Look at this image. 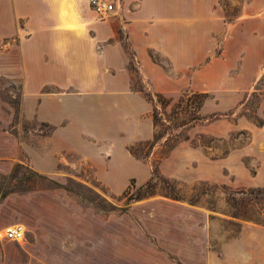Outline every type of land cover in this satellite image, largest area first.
<instances>
[{"label": "rangeland", "instance_id": "rangeland-1", "mask_svg": "<svg viewBox=\"0 0 264 264\" xmlns=\"http://www.w3.org/2000/svg\"><path fill=\"white\" fill-rule=\"evenodd\" d=\"M250 1L218 0L217 8L231 21ZM248 14L264 16V8ZM262 28L249 26L255 34ZM221 41L220 31L209 40L213 56ZM131 70L132 87L150 108L134 100L116 121L124 136L148 132L150 123V138L134 139L124 155L110 136L91 138L79 153L59 156L56 177L34 171L22 150L7 170L9 159L0 158V264H184L179 252L187 253V264H233L222 247L244 226L264 229V171L254 180L264 141V76L232 91L219 90L215 73L187 71V88L164 94L169 101L160 104L158 92ZM20 86L0 77L6 145L9 135L36 143L51 131L23 118ZM141 188L145 195L129 199ZM14 224L25 229L20 240L3 236Z\"/></svg>", "mask_w": 264, "mask_h": 264}, {"label": "crops", "instance_id": "crops-1", "mask_svg": "<svg viewBox=\"0 0 264 264\" xmlns=\"http://www.w3.org/2000/svg\"><path fill=\"white\" fill-rule=\"evenodd\" d=\"M114 2L113 11L99 16L88 0H0V77L20 82L24 119L51 127L36 143L15 135L7 145L0 141V158L9 159L5 170L22 150L34 171L56 177L59 156L79 153L91 138L110 136L120 155L134 139L150 138V123L148 132L124 136L128 131L116 121L134 100L150 108L144 93L132 87V66L150 90L165 95L187 88V71L215 73L219 90L232 91L250 89L264 76V16L248 14L264 8V0H251L231 21L218 0ZM253 25L263 28L255 34ZM218 31L222 45L213 56L209 40ZM233 71L236 77L229 78ZM101 106L106 113L99 112ZM258 150L254 180L264 171V141ZM178 255L187 264V253ZM222 257L233 264H264V229L244 226L222 247Z\"/></svg>", "mask_w": 264, "mask_h": 264}, {"label": "built area", "instance_id": "built-area-1", "mask_svg": "<svg viewBox=\"0 0 264 264\" xmlns=\"http://www.w3.org/2000/svg\"><path fill=\"white\" fill-rule=\"evenodd\" d=\"M115 0H88L90 7L99 15L104 16L115 8ZM25 235V229L21 224H14L4 229L3 236L6 239L18 240Z\"/></svg>", "mask_w": 264, "mask_h": 264}, {"label": "trees", "instance_id": "trees-1", "mask_svg": "<svg viewBox=\"0 0 264 264\" xmlns=\"http://www.w3.org/2000/svg\"><path fill=\"white\" fill-rule=\"evenodd\" d=\"M204 94V93H203ZM157 97H158V102L160 103V104H162V103H164L163 102V100L165 101H169V98H167L164 94H162V93H158L157 94ZM148 185H150V183H147V186ZM143 191H142V188L139 190V191H137V194L134 196V197H129V199H138V198H140L141 196H143V195H145V194H143L142 193ZM146 192H148V191H146ZM145 192V193H146ZM140 193H142V194H140Z\"/></svg>", "mask_w": 264, "mask_h": 264}, {"label": "bare ground", "instance_id": "bare-ground-1", "mask_svg": "<svg viewBox=\"0 0 264 264\" xmlns=\"http://www.w3.org/2000/svg\"><path fill=\"white\" fill-rule=\"evenodd\" d=\"M18 240H20V239H18Z\"/></svg>", "mask_w": 264, "mask_h": 264}]
</instances>
